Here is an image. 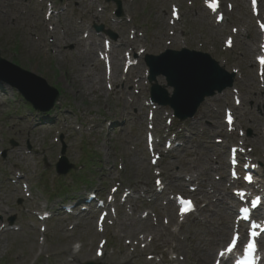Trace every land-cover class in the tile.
Instances as JSON below:
<instances>
[{"label":"rangeland","instance_id":"1","mask_svg":"<svg viewBox=\"0 0 264 264\" xmlns=\"http://www.w3.org/2000/svg\"><path fill=\"white\" fill-rule=\"evenodd\" d=\"M206 1L120 0L124 15L118 18L115 4L106 0H0V56L43 78L60 93L56 106L41 113L31 109L13 87L0 81V264H72V255L64 254L70 250L81 257L76 264H103L97 260L100 258L96 259L95 251L104 243L106 261H122L123 255L116 254L127 248L126 239L129 246L134 243L127 249L133 254L140 249L138 242L141 248L150 243L131 238L133 234L143 237L139 219L149 216L156 220L157 212L169 201L174 202L175 195L167 194L168 190L163 195L157 186L154 193L145 194L147 187L142 181L153 184L159 170H170L176 177L189 180L195 173L201 176L210 165L214 179L219 180L223 159L227 163L225 175H229L230 147L245 140L252 143L255 138L253 123L260 122L258 131L264 135V105H260L264 72L258 70L256 63L261 42L257 19L248 0H221L223 8L217 14L206 9ZM259 2L262 19L264 0ZM174 8L178 9L179 20L173 17ZM218 14L223 15L221 24ZM95 24L116 34V42L106 33H97ZM122 33L135 43L138 54L139 64L131 69V75L136 77L134 83L102 92L89 91L90 87L78 84L76 76L80 72L105 73L98 55L101 48L95 52L93 64L87 61L81 68L83 60L91 55L89 52L103 47L105 39L110 40L115 52L127 57L129 52L118 47ZM255 36L258 50L251 54ZM184 47L210 54L227 72L236 71L238 77L234 87L226 91L231 96L229 103L217 107L216 100L225 92L217 94L199 107L193 119L179 123L170 109L151 104L144 58L146 54L155 56L169 48ZM114 65L113 62L112 74ZM123 69L124 61L119 67L122 72ZM123 89L127 94H122L121 100L116 91ZM167 91L172 92L168 88ZM229 108L236 112V122L231 127L223 117ZM206 111L211 118L203 124L201 117ZM24 118H31V123ZM217 118L225 129L222 133L212 132L211 125ZM168 120L172 122L168 124ZM55 122L58 127H54ZM153 124L154 131L150 130ZM205 127L209 129L203 133ZM149 130L155 133L162 154L158 167L150 163L158 155L151 157L148 152ZM167 140L179 145L174 154L168 151ZM63 144L73 169L66 176H59L55 167ZM249 151L255 160L262 161L257 177L264 187V149L252 143ZM171 154L174 157L168 158ZM168 184L165 178L163 185L169 189ZM191 187L195 185H187L188 190ZM90 192L103 198L116 196V205H111L114 210L111 208L103 227L96 225L100 212L93 215L92 221L87 218L90 215L79 217L83 207L76 206V200H68L86 197ZM126 194L128 197H124ZM63 203L73 207L71 213L63 214ZM199 205L203 207V203ZM176 210L175 206L173 212ZM44 212L52 217L41 221L38 216L43 217ZM58 212H62L60 217ZM206 214L200 211L177 222L184 224L188 235L209 243L216 231L215 220L211 221V216L205 218ZM9 219L14 220L12 225ZM206 220L210 224H205ZM172 228L178 230L177 224ZM88 254L91 259H86ZM168 254L170 259L176 255ZM163 257L157 252L140 257L135 263L156 260L154 264H159L157 261Z\"/></svg>","mask_w":264,"mask_h":264},{"label":"bare ground","instance_id":"2","mask_svg":"<svg viewBox=\"0 0 264 264\" xmlns=\"http://www.w3.org/2000/svg\"><path fill=\"white\" fill-rule=\"evenodd\" d=\"M47 19V18H46ZM48 20V19H47ZM16 22V20H15ZM46 22V21H45ZM45 22H43L45 24ZM123 37L121 38L122 40V45L121 48H125V50L130 51V53L135 52V43H131L126 37L125 34L122 33ZM254 46L251 48V54L255 53L258 50L257 47V39L256 36L254 37ZM108 47H102L99 46L97 49L89 52L91 55H88L85 60H83V63L81 64V68L85 66L89 62V64H93L95 59L97 58L95 53L99 48L101 52L105 53V57L109 60H114V72L112 74V77L108 81V75L107 73H102V72H91L88 74L82 75L80 72V75L76 76V81L80 85H84L89 88V91H112L113 88L118 86V85H123L125 87L131 86V83H134V79L136 78L135 76L131 75V72H127V75H124L122 71L119 70V67L123 65V61H126L119 52H115L113 50V45L110 43H107ZM125 46V47H124ZM92 56V57H91ZM93 58V59H92ZM88 61V62H87ZM134 61V60H132ZM101 62V61H100ZM136 81V80H135ZM135 85V84H134ZM126 93L125 89L122 91H116V95L120 96L122 100V96ZM123 94V95H122ZM127 94V93H126ZM131 94V92H130ZM132 95V94H131ZM230 94L225 92L222 98L216 100L217 101V107L221 106L222 104H227L230 101ZM261 98V104L264 105V95L260 96ZM237 111H240L239 109ZM240 113V112H238ZM124 116V115H123ZM209 111H206L205 114L201 117L203 124L209 118ZM211 118V117H210ZM23 121L26 123H31V118H24ZM262 122V120H261ZM205 123V124H206ZM260 123V122H259ZM259 123L256 121L255 123L252 124V126L255 127V138L253 139L252 143L255 146H259L262 149H264V135L261 134L258 131V128L260 127ZM58 127L57 123H54V127ZM19 126V125H17ZM207 126V125H206ZM224 126L221 124V122L216 119V121L211 125V128H214L212 131H218L219 132H224ZM208 127L204 128L203 133H205ZM252 143L250 141H244V144L242 147H250L252 146ZM178 160V159H177ZM227 168V164L223 159V163L220 166V170H222L221 178L220 180H215L214 176L212 175V172L214 171L213 166H207L203 169V174L201 176H197L194 179H192V183H194L197 187L195 191L190 192L191 195L194 197H201V199H198L200 202H204L205 205L203 207V211L209 213V216H211L210 220H215L214 221V229L216 231L213 232V240L210 241L209 243L206 242L204 243L203 239L201 237H196L192 235L191 233L188 235V233H185V228L183 225L179 226V231L178 232H173L171 230V227L173 224L176 222V217L177 215L172 211L173 207V202L169 201V206L166 207L165 210L160 211L159 214H156L157 219L153 220L149 216H146L142 219H139L138 224L140 225L139 228L143 231V237H137L136 234H133L131 237L132 239H135L136 241H145V240H150V243L145 246V248H141L139 245L140 242L137 243V252L135 250V253L138 254H133V252H128L127 249L131 248L129 246L128 242L129 239H126L125 242L127 244L126 249H121L117 252V256L122 254L123 259L122 261L119 262H114V261H106L105 256L107 255V252L102 248V253L100 256H95L98 261H101L103 264H133V261L140 258V257H145L147 254H155L157 251L159 252L160 250H167L172 251L171 253L176 254L173 259H170L169 257H166L168 255L167 252H165V257L163 260L159 261V264H208V261L212 259L214 256V251L217 246H219L227 237L228 233L233 229V208L227 205V200H231L232 202H236V198L233 197V195L229 192L224 191L221 189V185L224 183L226 185L229 184H236V182L231 183L230 179L225 176V169ZM164 177L169 180V189L173 192H188L185 189V180L179 179L176 177V175L171 172L170 170L162 173ZM176 181V182H175ZM144 185L147 187V190L144 192L145 194H152L153 192V186L152 184L150 185L149 181H142ZM239 184V182H237ZM165 189L164 188L161 193L164 195L165 194ZM189 193V192H188ZM160 200V199H159ZM157 200V201H159ZM202 211V212H203ZM83 216V213H80L78 216L81 217ZM86 215H90V220L94 218V212L89 211ZM205 218H207V215H205ZM217 218V219H215ZM205 224H210L208 220L205 221ZM216 225V227H215ZM237 231H240L239 228ZM169 237V238H168ZM134 240V241H135ZM190 244H188V242ZM141 244V243H140ZM70 250V249H69ZM90 251L93 252V249ZM162 251V252H164ZM96 252V251H95ZM64 254H71L73 260L71 261L72 264H76L78 260H80L81 257H78L77 254L74 255L72 254L71 250L67 253L64 252ZM95 255V254H94ZM93 255V256H94ZM116 255H114L116 257ZM114 256H112L114 258ZM91 254L86 255V259L90 258L91 259ZM119 257V256H118ZM117 257V258H118ZM115 258V259H117ZM154 261H149L148 264H154Z\"/></svg>","mask_w":264,"mask_h":264},{"label":"water","instance_id":"3","mask_svg":"<svg viewBox=\"0 0 264 264\" xmlns=\"http://www.w3.org/2000/svg\"><path fill=\"white\" fill-rule=\"evenodd\" d=\"M189 56V53L169 52L160 58H147L153 72L152 80H155L156 74H163L167 77L169 84L175 87L174 97L169 100L158 99L161 89L155 86L154 98L163 104L171 105L181 117L193 114L206 96L213 95L216 90L222 91L232 84V79L227 84L220 83L222 77L226 75L208 56L198 55L193 60V65L185 69L184 57L189 60ZM157 67L159 69H156ZM183 70L188 72L186 79L180 78ZM1 77L16 87L36 109L47 111L58 98V93L44 80L6 62L0 56Z\"/></svg>","mask_w":264,"mask_h":264},{"label":"snow or ice","instance_id":"4","mask_svg":"<svg viewBox=\"0 0 264 264\" xmlns=\"http://www.w3.org/2000/svg\"><path fill=\"white\" fill-rule=\"evenodd\" d=\"M255 3H256V0H253V5H255ZM216 6L217 5L215 3L209 4V7H211L213 9V11H215ZM262 27H264V26H262ZM260 59H261V63L264 64V57H262ZM228 120H229V123H231V116L230 115L228 117ZM248 179H250V178H248ZM180 203H181V205L184 206L181 209V214H183L184 212L190 210V208H191V202L190 201H185V200L181 199ZM243 211L247 212L248 209H243ZM236 246H237L236 245V241L232 240L231 246L227 247V251L228 252H232L236 248ZM254 251H255L254 245L253 244H248L246 252H247V255L249 257V260H248L247 264H253L251 257H252V254H253Z\"/></svg>","mask_w":264,"mask_h":264}]
</instances>
